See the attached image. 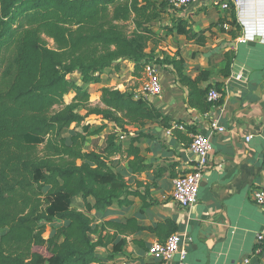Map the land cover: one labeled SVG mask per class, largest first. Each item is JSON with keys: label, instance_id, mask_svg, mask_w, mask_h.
Segmentation results:
<instances>
[{"label": "trees", "instance_id": "obj_1", "mask_svg": "<svg viewBox=\"0 0 264 264\" xmlns=\"http://www.w3.org/2000/svg\"><path fill=\"white\" fill-rule=\"evenodd\" d=\"M167 8L166 0H0V264H106L96 257L95 248L113 243L117 233L147 229L163 242L177 230L171 218L152 227L128 217L124 222L104 220L101 231L106 232L91 240V217L70 205L75 196L87 210H102L116 200L131 204V195L144 198L130 189L109 158L124 153L134 173L149 170L152 165L134 144L141 131L125 148L121 133L136 132L152 122L171 127L169 117L146 98H135V90L115 86L99 87L101 104L91 105L88 87L102 83V74L110 68L118 70L121 60L143 70L168 34L204 42L183 18H176L163 33L155 30L153 24ZM234 8L230 4L227 9L236 24ZM233 57L225 53L222 75L230 74ZM153 61L175 74L189 107L203 114L221 103V97L207 99L211 88L221 90L220 83L202 88L199 83L210 73L186 75L179 50ZM73 73H78V80L69 79ZM89 114L103 121L94 131L84 129ZM70 127L74 134L67 142L61 134ZM26 135L47 137L42 154L37 145L25 141ZM88 136L91 149L85 150ZM88 196L94 197L93 205L87 203ZM143 202V207L151 204ZM54 220L61 224L44 236L45 223ZM124 242L120 238L113 252ZM258 246L263 248L264 240Z\"/></svg>", "mask_w": 264, "mask_h": 264}, {"label": "crops", "instance_id": "obj_2", "mask_svg": "<svg viewBox=\"0 0 264 264\" xmlns=\"http://www.w3.org/2000/svg\"><path fill=\"white\" fill-rule=\"evenodd\" d=\"M234 13L236 24L231 22L230 9L195 1L178 10L164 11L161 20L156 22L165 32V27L176 18L187 19L198 35H203L202 44L183 34H168L165 38L179 44L177 50L180 49L183 57L186 75L194 78L206 70L210 75L199 83L202 88L220 83L222 101L201 114L187 105L186 90L170 68L158 65L162 93L146 99L169 117L171 127L152 122L120 136L125 148L131 137L141 131L134 144L152 167L134 173L124 153L109 158L110 166L124 176L130 189L138 190L143 200L151 204L143 207L144 202L138 195L129 196L131 204H119L116 200L102 210H87L80 196L70 201L72 207L92 218L91 240L106 232L101 231L104 220L124 222L134 217L142 226L155 227L159 221L171 218L177 224L175 232L182 239L185 255L175 252L168 259H154L148 247L158 237L153 231L140 229L117 233L113 243L97 246L95 255L104 263L264 264V251L257 252L256 243V235L264 234V209L254 202L252 195L254 189L264 188V0H240ZM229 52L234 57L231 72L225 76L220 70L226 64L225 53ZM143 75V70L138 72L133 61L121 60L118 70L112 67L102 74L104 80L100 84L114 86L112 78L120 76L122 83L140 76L141 81ZM135 87L118 88L136 90L139 86ZM97 95L99 101V91ZM212 120L222 125L224 131L211 137L197 201L184 209L173 201L172 178L193 168L189 150L191 135L206 132ZM178 123L183 127H176ZM173 129L184 137L178 138ZM248 135L250 138L246 140ZM91 137L84 142L85 150L91 149ZM87 203L93 205L94 197L88 196ZM120 238L125 242L113 252Z\"/></svg>", "mask_w": 264, "mask_h": 264}, {"label": "built area", "instance_id": "obj_3", "mask_svg": "<svg viewBox=\"0 0 264 264\" xmlns=\"http://www.w3.org/2000/svg\"><path fill=\"white\" fill-rule=\"evenodd\" d=\"M170 10H178L189 3L199 1L208 5H217L227 9L230 4L234 7L240 0H166ZM143 81L135 90V98H146L151 95H160L162 93V84L158 72V64L154 61H147L143 67ZM221 97V92L211 88L207 93V99L215 101ZM182 128L183 124L178 123L176 127ZM224 127L217 121L212 120L209 123L206 132L193 133L189 143V150L192 155L193 168L185 173L178 174L172 178V198L173 201L181 208L188 209L196 201L200 182L202 180L204 168L208 162V155L211 149V137L214 134H220ZM249 140L250 135L245 137ZM254 202L264 209V188L254 189L252 192ZM264 240V234L256 235V243ZM264 251V247H257V252ZM179 252L182 256L186 250L183 247L182 239L176 232L171 233L165 241H155L148 247V253L156 260L168 259L173 253Z\"/></svg>", "mask_w": 264, "mask_h": 264}, {"label": "rangeland", "instance_id": "obj_4", "mask_svg": "<svg viewBox=\"0 0 264 264\" xmlns=\"http://www.w3.org/2000/svg\"><path fill=\"white\" fill-rule=\"evenodd\" d=\"M167 10H170V9L167 8ZM160 26L161 25L156 24V23L153 24V28L156 29V30ZM130 29H131V25L128 24L127 30L130 31ZM159 29L160 30H157V31L162 32L161 28H159ZM47 41H48L50 46L53 45L52 40L47 39ZM151 45L152 44H149V47ZM178 45L179 44H177L176 42H173L172 40H168L167 38H164V40H162L159 44L156 45L153 53L150 54V58L153 61L156 58L161 59V58H163L166 55H172L178 49ZM146 50L149 51L148 48H146ZM179 51H180V49H179ZM156 64H158V63H156ZM68 77L71 80H78L79 79L78 73L69 74ZM120 77H115V78L113 77L112 81L114 82V84H112V85H114L115 87H120V88H124V89H129L131 87L133 88L134 86H136L135 88H137L138 86H140V84L143 81V80H141V81L139 80V78L141 77L140 76L139 78L134 79V80H132V79L131 80H124L123 83H122L121 80H120ZM109 82L110 81H108V83ZM100 86H101V84L100 85L99 84H97V85L93 84L92 86L88 87V90L90 92L89 100H90L91 105H99V104H101L100 100L97 101V99H96L98 97L97 94H98ZM56 108H58V106H56ZM80 113L84 114L85 110L81 109ZM83 123H85L84 124V129L85 130L94 131V130L98 129L102 125L103 122L100 120L99 117H96V116H93L92 114H90V115L85 116V119H84ZM106 129H108V128H106ZM73 134H74V130H73L72 127H70L69 129H66L61 134V136L64 137L67 140V142H70V136H72ZM46 138H47L46 136L26 135L25 136V141L28 142V143H33V144L37 145V148H38L40 154H42V152H43L42 150H43V146H44ZM120 159H122V157ZM70 201H71V199H70ZM60 224H61V222L60 221H56V220H54L52 222H46L45 223L44 236L48 237V236L52 235L54 233V229Z\"/></svg>", "mask_w": 264, "mask_h": 264}]
</instances>
